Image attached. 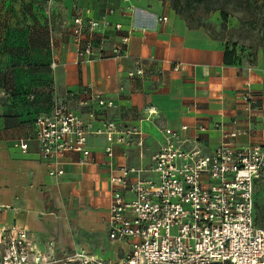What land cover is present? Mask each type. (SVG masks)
Wrapping results in <instances>:
<instances>
[{
    "label": "crops",
    "instance_id": "1",
    "mask_svg": "<svg viewBox=\"0 0 264 264\" xmlns=\"http://www.w3.org/2000/svg\"><path fill=\"white\" fill-rule=\"evenodd\" d=\"M108 1L118 10L111 21L123 29L97 33L96 46L108 58L82 64L71 32L74 5L98 17ZM129 4L140 12L132 15ZM164 17L166 22L158 21ZM127 35L129 55L110 57ZM234 48L159 0H0V206L18 208L0 213V232L17 222L41 248L54 242L59 256L84 252L91 264H119L130 244L109 239L112 186L105 148L114 147L119 165L149 168L164 145L163 130L188 126L184 135L197 137L204 153H213L223 141L216 125L243 118L244 94L251 92L264 106V61L228 63L227 51ZM139 67L145 76L130 78ZM25 92L40 102L22 103L19 94ZM91 93L114 107H98ZM55 100L91 124L94 162L81 164L80 154H68L62 178L49 175L32 125L37 114L51 112ZM148 106L157 108L150 118ZM109 124L115 133H98ZM260 128L253 142L260 141ZM127 130L140 133L142 148L117 144ZM20 140L28 143L26 151L15 146Z\"/></svg>",
    "mask_w": 264,
    "mask_h": 264
},
{
    "label": "built area",
    "instance_id": "2",
    "mask_svg": "<svg viewBox=\"0 0 264 264\" xmlns=\"http://www.w3.org/2000/svg\"><path fill=\"white\" fill-rule=\"evenodd\" d=\"M74 11L71 32L79 62L108 58L101 47L97 48L96 36L111 28L122 31V24L111 21L118 13L114 3L108 1L98 17H93L91 8L79 4L74 5ZM127 11L132 15L140 12L133 4ZM128 43L129 35L113 48L110 57H127ZM128 76L143 78L145 71L139 67ZM91 96L100 108L114 107L99 93ZM242 102L243 118H235L227 127L216 125L223 141L213 153H204L197 137L184 135L188 126L163 130L164 145L152 157L149 168L119 165L114 147L105 148L112 186L109 239L130 244L119 264H264V128L260 141L253 142L264 126V106L251 92L242 96ZM145 111L149 118L157 114L154 106ZM105 129L98 133L116 132L113 124ZM198 129L205 131L206 127L200 125ZM34 132L40 156L50 162L51 178L64 176L62 162L68 154H80L81 164L94 162L88 147L91 124L64 102L55 100L51 112L35 121ZM119 136L117 144L144 145L141 138H136L140 136L136 130ZM242 138L247 140L245 144L239 143ZM15 146L28 149L25 140ZM123 157L127 159V155ZM8 211L17 213L18 208L0 206V213ZM69 263L91 264L92 260L84 252L59 256L54 242L41 248L17 222L0 232V264Z\"/></svg>",
    "mask_w": 264,
    "mask_h": 264
},
{
    "label": "rangeland",
    "instance_id": "3",
    "mask_svg": "<svg viewBox=\"0 0 264 264\" xmlns=\"http://www.w3.org/2000/svg\"><path fill=\"white\" fill-rule=\"evenodd\" d=\"M159 1L186 18L192 26H204L232 44L246 63L256 65L264 61V0Z\"/></svg>",
    "mask_w": 264,
    "mask_h": 264
},
{
    "label": "trees",
    "instance_id": "4",
    "mask_svg": "<svg viewBox=\"0 0 264 264\" xmlns=\"http://www.w3.org/2000/svg\"><path fill=\"white\" fill-rule=\"evenodd\" d=\"M200 2V1H198ZM39 8H41V5L39 6ZM45 10V8H44ZM223 19L224 20H227V16L226 15H223ZM226 61H228V63H234V62H241L243 59L242 57L240 56V53L238 51V49L235 47L234 49H232L231 51H227V54H226ZM21 95L22 97L21 98V102L22 103H25V104H35L37 102H40V99L38 95H36L35 93H30V92H25V93H21L19 94ZM42 115V114H37L35 119H33V122H32V125L34 126L35 124V121L38 119V117Z\"/></svg>",
    "mask_w": 264,
    "mask_h": 264
}]
</instances>
